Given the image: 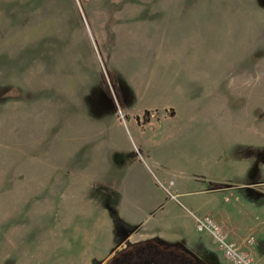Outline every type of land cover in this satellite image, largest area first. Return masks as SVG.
<instances>
[{
	"label": "rangeland",
	"instance_id": "374dc122",
	"mask_svg": "<svg viewBox=\"0 0 264 264\" xmlns=\"http://www.w3.org/2000/svg\"><path fill=\"white\" fill-rule=\"evenodd\" d=\"M182 169L264 193V0H0V264H107L143 198L112 180L178 202Z\"/></svg>",
	"mask_w": 264,
	"mask_h": 264
},
{
	"label": "crops",
	"instance_id": "0c3cea01",
	"mask_svg": "<svg viewBox=\"0 0 264 264\" xmlns=\"http://www.w3.org/2000/svg\"><path fill=\"white\" fill-rule=\"evenodd\" d=\"M160 175L163 177V174ZM209 176L197 178L188 171L175 176L172 191L179 201L174 202L164 200L163 190L146 172L119 173V178L109 184L110 193L143 196L140 202L125 203L120 211L124 221L130 224L140 222L128 236L129 243L163 240L181 244L191 252L202 253V244L197 240L201 234L199 235L194 227L190 213L192 212L213 217L225 228L228 237L237 239V245L248 250L250 256L258 261L256 250L262 248L263 251L264 245L260 243L255 245L254 241L246 244L243 237L258 228L254 226L253 221L254 216L259 213L260 205H263L264 193H240L235 189L234 193H230L233 191L227 188H212L211 183L214 181L225 180H216ZM228 195L233 197L234 207L226 204ZM201 237L207 238L202 235Z\"/></svg>",
	"mask_w": 264,
	"mask_h": 264
},
{
	"label": "flooded vegetation",
	"instance_id": "af4514ba",
	"mask_svg": "<svg viewBox=\"0 0 264 264\" xmlns=\"http://www.w3.org/2000/svg\"><path fill=\"white\" fill-rule=\"evenodd\" d=\"M107 264H208L178 243L147 240L126 243Z\"/></svg>",
	"mask_w": 264,
	"mask_h": 264
},
{
	"label": "built area",
	"instance_id": "2783aa9c",
	"mask_svg": "<svg viewBox=\"0 0 264 264\" xmlns=\"http://www.w3.org/2000/svg\"><path fill=\"white\" fill-rule=\"evenodd\" d=\"M176 199V195L170 193ZM194 221V227L198 232H207L216 246L221 250L224 257L231 264H256L250 256L248 250L237 245L235 241L230 240L221 225L210 215H197L190 212ZM253 237L245 239L246 244L253 243Z\"/></svg>",
	"mask_w": 264,
	"mask_h": 264
}]
</instances>
